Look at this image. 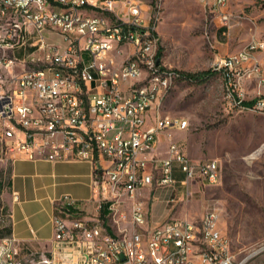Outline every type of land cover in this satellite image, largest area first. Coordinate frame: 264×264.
Instances as JSON below:
<instances>
[{"label":"built area","instance_id":"2783aa9c","mask_svg":"<svg viewBox=\"0 0 264 264\" xmlns=\"http://www.w3.org/2000/svg\"><path fill=\"white\" fill-rule=\"evenodd\" d=\"M195 1L230 28L231 0ZM157 2L0 0L2 141L31 161L96 166L103 157L110 164L97 183V217L56 216L51 249L27 258L13 236L0 238V264H245L236 262L216 209L199 224L168 220L151 228L149 205L137 200L156 184L170 192L166 207L175 206L222 182L217 161L195 163L176 143L165 158L156 156L160 135L189 127L162 112L182 77L163 62L151 16ZM263 52L264 41L254 38L216 60L230 106L264 115V65L256 57Z\"/></svg>","mask_w":264,"mask_h":264},{"label":"rangeland","instance_id":"374dc122","mask_svg":"<svg viewBox=\"0 0 264 264\" xmlns=\"http://www.w3.org/2000/svg\"><path fill=\"white\" fill-rule=\"evenodd\" d=\"M226 12L233 14L230 28L222 27L218 12L195 0H158L151 10L167 69L187 76L205 74L198 80L180 78L164 99V114L189 123L185 131L165 134L166 150L176 143L193 162L217 161L222 171L220 185L194 189L188 201L168 207L177 215L169 220H181L183 211L199 224L206 210L216 209L236 262L264 264V115L230 106L223 76L213 69L218 58L240 52L252 39L264 41V3L231 0ZM53 42L62 43L60 38ZM256 57L264 65V52ZM23 58L18 52L17 59ZM254 89L248 88V100L255 98ZM2 133L0 126L1 207L12 155ZM166 150L160 159L166 157ZM151 190L154 195L167 194L166 200L170 196L169 190L156 184ZM152 202L153 198L150 209ZM165 207L155 202L154 217L159 218ZM6 216L0 211V225L7 226Z\"/></svg>","mask_w":264,"mask_h":264},{"label":"crops","instance_id":"0c3cea01","mask_svg":"<svg viewBox=\"0 0 264 264\" xmlns=\"http://www.w3.org/2000/svg\"><path fill=\"white\" fill-rule=\"evenodd\" d=\"M166 143L165 134L160 135L157 157H164L160 153L166 150ZM10 160L11 164L7 169L8 189L1 195L2 207L0 206V211L7 215L8 224H1L0 231L9 229V235L22 246L23 258H27L32 252L51 249L54 218L61 216L57 212L58 208L69 207L73 211V217L93 218L99 215L97 183L110 165L105 158H98L96 166L81 161H31L14 154L10 156ZM177 177L180 180L182 175L177 174ZM166 195H154L152 190L147 189L137 197V200L144 201L149 207L153 198L149 216L151 228L177 216L173 209L165 207L159 218L154 217L155 202L165 204ZM69 202L74 204L68 206ZM180 214L184 216L182 219L190 217L183 211Z\"/></svg>","mask_w":264,"mask_h":264},{"label":"trees","instance_id":"16d2710c","mask_svg":"<svg viewBox=\"0 0 264 264\" xmlns=\"http://www.w3.org/2000/svg\"><path fill=\"white\" fill-rule=\"evenodd\" d=\"M180 74H181L182 79H185V80H187V79L198 80L200 76H204L205 77V74H201V75H198V76H187V75L182 74V73H180ZM246 105H250V103H247ZM57 212H58V214H60L63 217H67V216L73 217L71 215V213H73V211L67 206L63 207V208H58ZM106 215H107V211L106 210H102L101 211V218L106 219ZM1 231H0V238H4V237H7V236H10L9 235V233H10L9 229H3Z\"/></svg>","mask_w":264,"mask_h":264}]
</instances>
